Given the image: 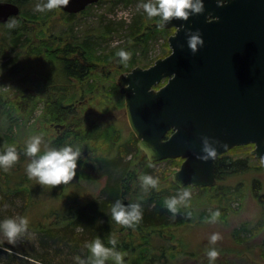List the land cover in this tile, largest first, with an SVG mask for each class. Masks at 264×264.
I'll return each mask as SVG.
<instances>
[{"label": "rangeland", "instance_id": "obj_1", "mask_svg": "<svg viewBox=\"0 0 264 264\" xmlns=\"http://www.w3.org/2000/svg\"><path fill=\"white\" fill-rule=\"evenodd\" d=\"M143 3L144 0H101L91 4L84 13L76 15L68 23L63 22L62 25L55 21L63 19V14L59 9L52 12L45 19L46 22L45 20L33 22L30 21V18H27L28 20L24 22L29 28V32L36 34L32 37L30 46L36 48L41 45L43 43L41 38L49 33L55 36V34L59 35L62 32L67 33L72 30L74 36L83 38V36L97 31L100 23L108 24L111 22L118 29L120 21L126 20V22H129L134 15L143 9ZM26 9L36 14L43 15L45 13V9L40 10L36 6H31V4L23 8L27 11ZM56 24H58V27ZM6 29L5 24H0V49L5 45L4 30ZM124 32L123 30H117L106 38H95L98 42V53H107L111 48L120 44L123 41ZM97 35L98 33H96ZM36 36L37 38H35ZM168 37L169 34L167 37L165 34H159L150 42L149 47L137 52V56L140 58H138L136 65L149 67L156 59L168 55H164L165 42ZM28 48L25 51H19V53L22 54V57L25 55L30 56L24 58V63L22 62L23 58H20L19 62L21 66L25 63L29 66L27 68L29 71H26L30 75L24 77L26 74L22 72L19 73L20 75L16 79H11L7 84L3 85L2 83L0 85V149L11 144L24 149L25 141L34 134L41 135L45 142L50 143L56 134L61 133L59 131L61 128L55 127L56 124L60 123H50L43 117V111L46 109L44 108L43 98L37 102L32 117L23 119L18 117L21 113L17 112V114L13 113L12 118L5 112V102L7 101L4 100L12 98V102H15L16 94L20 91L19 85H26L33 89L46 88L48 82L43 80L41 74L47 76L48 79L52 77V81L54 80L55 84L58 85L63 81L57 76L53 61L47 59L44 54L37 53L39 50H28ZM43 50L45 51V49ZM143 53L144 55H142ZM9 59L8 56L0 55V76L6 70L3 63ZM111 60L112 62L108 64L95 62L101 64L107 71L113 72L115 70L110 66H113L112 63L115 60ZM11 65H8V67ZM96 71H100V69H96ZM127 71L129 70H122L117 74L113 72L115 76L104 81H101L98 72L99 78L95 80L93 77L82 83L72 80L74 88L71 89L69 87L71 83L62 82L66 83L68 94L73 95L72 102L77 111L75 117L78 120L77 123L87 125L88 122L95 121L107 130L105 134L107 138L90 140L89 142V151L97 155H112V153H116V148L120 144L122 146L132 136L135 137L126 113L125 96L120 92V85L117 82L119 75ZM22 78H25V83H21L23 82ZM62 83H60V86ZM112 85H117L120 94L113 90L114 94L111 90ZM91 91H95V93L90 95L89 92ZM14 118L20 119L17 122L18 126H16ZM13 123H15L14 126H12ZM62 123L69 124L68 121ZM254 148L255 144L251 143L232 148L220 154L226 155L231 160H244L246 164H244L243 169L236 173L218 175L217 183L211 186L214 190L209 193L201 194L202 192L197 189L198 186L179 187L176 194L185 188L192 193L188 204L181 207L185 210H191L194 213V219L190 223L173 229L168 236L170 240L168 239L165 242L167 245L164 249L166 250L165 256L158 259H155V257L149 264H210L207 252L212 248H215L219 254L211 264H264V202H261L253 192V182L258 179L261 191L264 193V158L256 157L252 153ZM144 156H146L144 152L137 153L136 160L140 169L141 165L145 167L147 161H150ZM140 158L146 162L145 165L140 164L142 163ZM170 160L150 161V164L156 174L162 175L158 188L166 190L164 187H168L170 192L174 193L176 190L169 187V181L173 182L172 174L180 168L182 163L177 166ZM138 173L140 172L137 171ZM107 179V176H102L93 183H84L79 191L68 188L69 190L65 194L74 196L76 193H82L80 202H83L84 198L101 197ZM65 194L61 195L57 191H45L39 193V196L34 195L26 201L21 193L13 194L4 191L0 194V220L11 216H24L29 220L28 231L18 238L14 244L9 243L7 238L0 233V264H42L38 257L45 258L50 264H78L75 259L77 256L67 246L43 247L40 243L43 235L36 227L38 220H42L44 216L50 214L53 205L58 206L64 201L63 196ZM216 211H219V216L213 220L212 214ZM204 212H210V215L202 218ZM242 227L245 229H240ZM214 233L219 234V238L215 243L210 240ZM86 244L85 242L77 253L79 257L88 261ZM160 253L159 251L158 254L160 255Z\"/></svg>", "mask_w": 264, "mask_h": 264}, {"label": "trees", "instance_id": "obj_2", "mask_svg": "<svg viewBox=\"0 0 264 264\" xmlns=\"http://www.w3.org/2000/svg\"><path fill=\"white\" fill-rule=\"evenodd\" d=\"M8 1L18 3L22 13L13 16L19 21L17 27L4 30L5 45L0 49V55L8 56L10 59L3 63L6 70L0 76V85L2 83L3 85L7 84L11 79H16L20 75L19 73L22 72L26 74L24 77L30 75L27 72L29 71L27 69L29 66L26 63L21 66L19 62L20 58H23L22 62L24 63V58L30 56L25 55L22 57V54L19 53V51H25L28 47V50H39L37 53H42L47 59L53 61L52 63H55L56 66L57 76L63 79L60 83H71L69 86L71 89L74 88L72 80L82 83L91 77L94 80L100 77L101 81H104L115 76L113 72L117 74L122 70H131L137 66L136 63L138 62V58H140L137 56V52L149 47L150 42L159 34H165L167 37L168 34L170 35L175 30V28H166L164 25L158 27V24H162L159 17H148L147 13L142 9L129 22H126V20L120 21L118 29L109 22L108 24L100 23L97 31L89 33L83 36V38L74 36L72 30H69L67 33L62 32L59 35L55 34V36L49 33L44 38H41L43 41L41 45L33 48L30 45L32 37L36 34L29 32V28L24 22L28 20L27 18H30V21L33 22L44 21L52 12L59 9L63 14V19L55 21L62 25L63 22L68 23L76 15L84 13L89 6L79 13H68L60 7L50 10L45 9V13L41 15L29 12L27 9L25 11L23 8L29 4L31 6L43 4L45 0ZM0 24H5V22ZM58 24H56L57 27ZM117 30L125 31L123 41L111 48L109 52L99 54L97 51L98 42L95 38H106ZM96 33H98L97 36ZM165 46L164 55L171 52L168 40H166ZM120 49L130 52V58L126 63L121 62L118 56ZM111 59L115 60L112 63L113 66H110L115 70L113 72L107 71L105 67L98 63L108 64L112 62ZM8 65L11 66L8 67ZM96 69H100V71H96ZM41 77L48 82L46 88L33 89L26 85H19L20 91L16 94L15 102H12V98L4 100L7 101L5 102V112L12 118L13 113L17 114V112L21 113L18 117L23 119L32 117L35 113L37 102L43 98L42 100L45 103L44 108H46L43 111V117L50 123L65 125V127L59 130L61 133L53 137L50 144L55 146L72 144L80 148L77 174L66 185L63 183L55 186L41 185L35 178L28 177L26 168L31 157L26 156L24 149L17 146L19 153L17 162L8 170L0 168V194L4 193V191L13 194L21 193L25 201L34 195L39 196V193L45 191H57L62 195L68 192L69 189L79 191L82 189L84 183H93L99 177L107 176V184L102 190L101 197L93 199L84 198L83 202H80L82 193H76L74 196H67L65 194L62 203L58 204V206L53 205L50 214L44 216V219L37 221L36 227L40 234L43 235L40 241L42 246L48 248L52 246H67L75 256H78L77 252L85 242L87 243L100 237L107 246L111 247L108 241L115 236L118 241L116 247L125 254V264H149L155 257V259L164 257L166 253L164 249L167 246L165 242L168 241V236L172 233V230L190 223L194 219V213L191 210H185L180 207V210L176 214H173L164 203L167 198L176 194L179 187L170 180L169 187L176 190L174 193H171L168 187H164L166 190L162 188L156 190L153 188L144 192L139 181L141 174H151L158 177L159 182L162 175L155 173L150 161L146 163L140 158L142 161L140 164L145 165L146 163V166L141 165L140 169V166L137 165V153L140 154L143 151L138 146L136 136H132L122 146L120 144L116 148V153H112V155H97L89 151L90 140L107 138L105 136L107 130L95 121H90L87 125H79L77 118H75L77 111L72 102L73 95L70 96L68 94L65 86L66 83H62L60 86V83L58 85L55 84L54 80L52 81V77L48 79L47 76L42 74ZM22 79L23 82L21 83H25V78ZM111 90L119 93L117 85H112ZM94 93L95 91L89 92L90 95ZM14 120L16 126H18L17 122L20 119L14 118ZM66 121L69 124L62 123ZM170 133L171 131L168 135ZM86 145L88 146L86 147ZM144 157L146 158V156ZM170 161H173L178 166L182 163L183 158H172ZM244 164H246L244 160H231L226 155H220L216 159L217 178L220 174L224 175L240 171L243 169ZM137 171L140 173L137 174ZM197 189L202 192L201 194H207L214 190L213 187H197ZM253 192L261 202H264V193L261 191L258 179H255L253 182ZM117 199L125 203L139 202L142 205V219L134 228L118 224L115 220L111 219V206ZM208 215H210V212H204L202 218H206ZM240 229L245 228L242 227ZM87 251L88 259L91 255L88 247ZM159 251L161 252L160 255L158 254ZM38 260L42 264H50L45 258L38 257ZM86 264H91L90 260L86 261ZM106 264H114V261L109 259L106 261Z\"/></svg>", "mask_w": 264, "mask_h": 264}, {"label": "water", "instance_id": "obj_3", "mask_svg": "<svg viewBox=\"0 0 264 264\" xmlns=\"http://www.w3.org/2000/svg\"><path fill=\"white\" fill-rule=\"evenodd\" d=\"M99 1L69 0L60 8L79 13ZM205 8L163 24L175 28L168 55L118 77L128 121L147 158H183L172 174L180 188L214 186L216 159L235 146L253 143L252 153L264 158V0L223 6L205 0ZM20 13L18 3H0V23ZM183 25L202 30L205 44L195 54ZM205 135L217 141L215 157L207 160L198 156Z\"/></svg>", "mask_w": 264, "mask_h": 264}, {"label": "clouds", "instance_id": "obj_4", "mask_svg": "<svg viewBox=\"0 0 264 264\" xmlns=\"http://www.w3.org/2000/svg\"><path fill=\"white\" fill-rule=\"evenodd\" d=\"M8 0H0V3H7ZM69 0H45L43 4H37L40 10L58 8L61 5L66 6ZM218 6H223L229 0H216ZM148 17H159L162 24L168 23L173 18H181L188 20L193 14H200L205 12V0H144L142 5ZM209 13L207 18L212 17ZM19 21L11 16L5 25L9 29L17 27ZM162 24H158L162 26ZM186 29L188 47L192 53L199 51L200 47L205 44L204 36L201 34V29H192L183 25ZM183 47V45H181ZM118 56L121 62L126 63L130 58V52L125 49L118 51ZM216 143L214 138L207 135L203 136L202 152L198 153L200 159L207 160L214 158L216 155ZM24 153L31 157L27 164V175L29 178H35L41 185H60L68 184L77 174L78 160L80 158V148L72 144H65L55 146L45 142L41 135L34 134L25 141ZM19 159V153L15 144L5 145L0 149V168L4 170L10 169ZM140 186L148 191L150 189H157L159 185V178L151 174H141L139 176ZM191 191L187 188L179 191L177 194L167 198L165 205L168 210L176 214L181 206L187 205L191 197ZM143 211L142 205L139 202L125 203L117 199L111 206V219L118 224L135 227L142 219ZM219 216V211L212 214L213 220ZM29 220L27 217H6L0 220V233L7 238L9 243L14 244L18 238L28 231ZM219 238V234L214 233L210 240L215 243ZM117 238L113 236L107 246L100 237H97L87 242V247L90 250L91 264H106V261L111 259L114 264H125L124 256L117 247ZM218 251L215 248L208 250L207 255L210 264L218 256ZM78 264H86V261L81 257L75 258Z\"/></svg>", "mask_w": 264, "mask_h": 264}, {"label": "bare ground", "instance_id": "obj_5", "mask_svg": "<svg viewBox=\"0 0 264 264\" xmlns=\"http://www.w3.org/2000/svg\"><path fill=\"white\" fill-rule=\"evenodd\" d=\"M22 13V12H21Z\"/></svg>", "mask_w": 264, "mask_h": 264}]
</instances>
